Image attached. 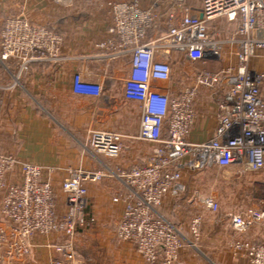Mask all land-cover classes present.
<instances>
[{
    "label": "built area",
    "instance_id": "built-area-1",
    "mask_svg": "<svg viewBox=\"0 0 264 264\" xmlns=\"http://www.w3.org/2000/svg\"><path fill=\"white\" fill-rule=\"evenodd\" d=\"M51 1L67 7L77 0ZM197 1L202 19L193 18L196 11L187 0L113 1L110 37L97 45L110 60L131 57L124 99L140 110L138 139L155 144L146 163L115 174L136 197L126 204L116 237L131 244L145 264H178L186 246L184 229L159 216L156 208L168 196L184 195L185 174L216 167L241 177L264 170V0ZM221 19L234 29L225 33L215 28ZM160 24L164 28L155 30ZM63 44L64 36L55 29L36 26L23 14L8 16L0 30V60L17 62L20 74L34 63L59 65L65 61ZM229 45L236 47L235 53L228 52ZM177 57L189 63L186 74L192 76V83L178 90ZM196 64L203 67L196 70ZM211 64L220 67L209 68ZM88 73L87 69L74 74L72 101L95 115L103 86L88 79ZM201 89L216 92L219 119L210 139L194 143L190 135ZM122 139L115 132L92 130L89 145L97 154L116 158ZM15 169H20L22 181L8 183L6 176ZM106 176L102 171L70 172L62 184L69 213L59 219L47 170L0 156V264L27 261L33 238L54 234L64 235L65 241L52 246L58 256L50 264H79L81 251L74 237L86 222L88 184ZM190 203L197 213L189 232L192 242H197L203 229L202 211L216 212L219 204L212 197L190 198ZM228 217L230 230L238 236L262 223L264 182L255 183L248 207ZM234 247L241 261L264 264V241L241 238Z\"/></svg>",
    "mask_w": 264,
    "mask_h": 264
},
{
    "label": "crops",
    "instance_id": "crops-1",
    "mask_svg": "<svg viewBox=\"0 0 264 264\" xmlns=\"http://www.w3.org/2000/svg\"><path fill=\"white\" fill-rule=\"evenodd\" d=\"M113 1L116 0H77L66 7L51 0H0V30L5 17L15 13L25 15L36 26L52 24L64 36L65 58L59 65L34 63L21 74L17 62L0 60V156H13L47 170L59 219L69 213L62 184L70 172L102 171L108 175L88 184L86 222L74 237V245L81 251L79 264H145L134 247L115 233L126 204L136 199L132 189L116 176L117 170L146 163L155 144L138 139L140 110L124 99L131 57L110 60L97 47L110 37ZM187 2L194 9L199 7L197 0ZM87 69L86 77L103 86V98L95 115L72 101V78ZM216 97V92L201 89L195 102L192 142H204L213 136L219 119ZM92 130L122 135L120 155L110 158L95 153L89 145ZM6 179L8 183H21L20 169L9 172ZM184 195L176 199L168 196L156 208L159 216L184 229L186 246L178 264H248L241 261L235 242L241 238L264 241L260 239L264 237L262 232L253 228L245 236H238L228 222L225 228L211 233L204 227L200 244L193 246L189 224L197 209ZM2 202L0 192V208ZM64 241L62 234L36 236L30 258L17 260L16 264H50L58 256L52 246Z\"/></svg>",
    "mask_w": 264,
    "mask_h": 264
},
{
    "label": "rangeland",
    "instance_id": "rangeland-1",
    "mask_svg": "<svg viewBox=\"0 0 264 264\" xmlns=\"http://www.w3.org/2000/svg\"><path fill=\"white\" fill-rule=\"evenodd\" d=\"M12 15H16V13L7 15L5 19ZM192 16L193 18H198L200 15L199 12H193ZM222 20L224 23H221ZM221 21H218L216 24H214V27L223 30L225 33L234 29V26L232 27V25H228L226 19H221ZM43 26L53 28L52 24H45ZM163 28L164 25L160 24L155 30H161ZM151 35H154L153 32L150 33V36ZM236 50L237 49L235 46H228V52L235 53ZM188 67L189 63L185 62L181 57H177L175 63V88L177 90L192 83V76L186 74V68ZM194 67L197 70L203 67V65L196 64ZM208 67L212 69H218L220 65H209ZM185 179L187 181V191L184 193V196L190 197L194 200L212 197L219 204V210L216 212L208 210H204L206 212L202 211V215L204 217L202 233L203 230H205L204 227H206L208 233H211L227 226L229 222V213L239 212L249 206L250 195L255 187V183L264 182V170L260 172L247 173L241 177H236L231 171H219L216 167H211L196 172H188L185 175ZM205 218L206 222L204 223ZM253 228H258L260 232H262L261 235H264V221L255 225ZM260 239H264V237H261ZM192 243L194 245H198L200 244V239L197 240V242L193 241ZM199 251L202 252V249H199Z\"/></svg>",
    "mask_w": 264,
    "mask_h": 264
},
{
    "label": "water",
    "instance_id": "water-1",
    "mask_svg": "<svg viewBox=\"0 0 264 264\" xmlns=\"http://www.w3.org/2000/svg\"><path fill=\"white\" fill-rule=\"evenodd\" d=\"M194 11H196V12H199V18L200 19H202L203 18V12L201 11V10H199V9H194ZM161 249H162V247H160Z\"/></svg>",
    "mask_w": 264,
    "mask_h": 264
}]
</instances>
